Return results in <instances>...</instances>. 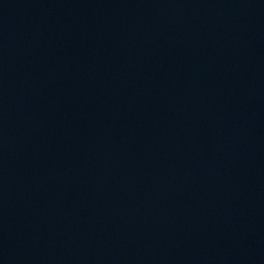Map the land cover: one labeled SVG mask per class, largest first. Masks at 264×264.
Here are the masks:
<instances>
[{
  "label": "water",
  "instance_id": "95a60500",
  "mask_svg": "<svg viewBox=\"0 0 264 264\" xmlns=\"http://www.w3.org/2000/svg\"><path fill=\"white\" fill-rule=\"evenodd\" d=\"M234 0H0V208L145 98Z\"/></svg>",
  "mask_w": 264,
  "mask_h": 264
}]
</instances>
